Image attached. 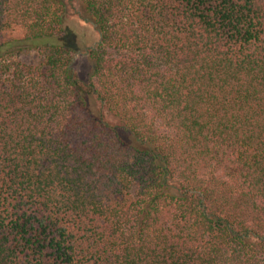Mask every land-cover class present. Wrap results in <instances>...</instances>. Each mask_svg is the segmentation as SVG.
Here are the masks:
<instances>
[{"label": "trees", "instance_id": "trees-1", "mask_svg": "<svg viewBox=\"0 0 264 264\" xmlns=\"http://www.w3.org/2000/svg\"><path fill=\"white\" fill-rule=\"evenodd\" d=\"M0 264H264V0H0Z\"/></svg>", "mask_w": 264, "mask_h": 264}, {"label": "rangeland", "instance_id": "rangeland-1", "mask_svg": "<svg viewBox=\"0 0 264 264\" xmlns=\"http://www.w3.org/2000/svg\"><path fill=\"white\" fill-rule=\"evenodd\" d=\"M75 8H69L68 19L66 21L67 40L75 49V69L82 80L89 76V63L87 51L99 41V32L95 25L88 20H83L76 10V1L73 2ZM21 34L20 31L15 35Z\"/></svg>", "mask_w": 264, "mask_h": 264}]
</instances>
